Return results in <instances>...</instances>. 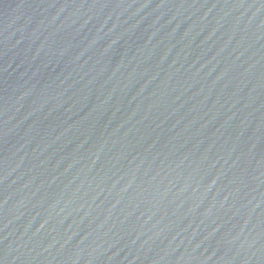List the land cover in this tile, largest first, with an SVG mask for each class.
I'll list each match as a JSON object with an SVG mask.
<instances>
[{
	"label": "water",
	"instance_id": "95a60500",
	"mask_svg": "<svg viewBox=\"0 0 264 264\" xmlns=\"http://www.w3.org/2000/svg\"><path fill=\"white\" fill-rule=\"evenodd\" d=\"M0 264H264V0H0Z\"/></svg>",
	"mask_w": 264,
	"mask_h": 264
}]
</instances>
